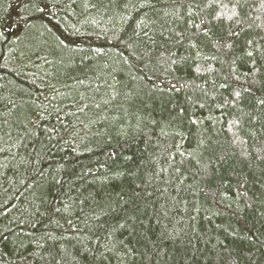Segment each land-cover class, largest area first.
<instances>
[{"label": "trees", "instance_id": "obj_1", "mask_svg": "<svg viewBox=\"0 0 264 264\" xmlns=\"http://www.w3.org/2000/svg\"><path fill=\"white\" fill-rule=\"evenodd\" d=\"M0 264H264V0H0Z\"/></svg>", "mask_w": 264, "mask_h": 264}]
</instances>
